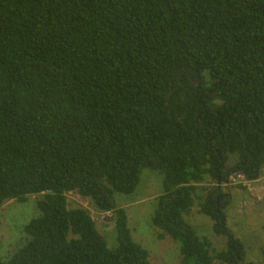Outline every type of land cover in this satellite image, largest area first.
<instances>
[{"label":"trees","instance_id":"obj_1","mask_svg":"<svg viewBox=\"0 0 264 264\" xmlns=\"http://www.w3.org/2000/svg\"><path fill=\"white\" fill-rule=\"evenodd\" d=\"M145 169L181 264H252L221 183L264 170V0H0V209L40 211L0 264H154L117 199ZM70 192L113 214L118 246Z\"/></svg>","mask_w":264,"mask_h":264},{"label":"rangeland","instance_id":"obj_2","mask_svg":"<svg viewBox=\"0 0 264 264\" xmlns=\"http://www.w3.org/2000/svg\"><path fill=\"white\" fill-rule=\"evenodd\" d=\"M221 183L223 190L231 196L227 208L228 224L232 231L247 246L246 261L252 264H264V170L257 181L232 184L229 176ZM205 185L216 186L218 183L207 176ZM162 178L157 171L143 170L142 180L136 193L117 195L120 206L125 207L129 216V226L133 238L150 252L154 264H181L180 245L170 237L160 239L158 230L153 225L156 198L162 192ZM71 204H80L88 208L97 223L98 229L106 237L111 248L118 246L117 232L112 213H99L76 192L68 194ZM39 196L33 195L29 200L9 201L0 209V241L4 256L11 255L17 245L25 239L24 227L31 219L40 214L37 206ZM201 213L195 205L187 220L200 233L213 237L217 249L226 247V239L216 236L210 218ZM214 264L222 263L215 259Z\"/></svg>","mask_w":264,"mask_h":264},{"label":"built area","instance_id":"obj_3","mask_svg":"<svg viewBox=\"0 0 264 264\" xmlns=\"http://www.w3.org/2000/svg\"><path fill=\"white\" fill-rule=\"evenodd\" d=\"M230 182L232 184H239V183H247L248 181L245 179L243 174L240 173H233L229 176Z\"/></svg>","mask_w":264,"mask_h":264},{"label":"crops","instance_id":"obj_4","mask_svg":"<svg viewBox=\"0 0 264 264\" xmlns=\"http://www.w3.org/2000/svg\"><path fill=\"white\" fill-rule=\"evenodd\" d=\"M221 186H222V185H221ZM222 187H223V186H222ZM191 213H192V211H191ZM191 213H190V214H191ZM201 213H202V212H201ZM190 214H189V215H190ZM202 215H203V214H202ZM212 223H213V221L210 220V223H209V224H212ZM212 225H213V224H212ZM193 226H194V225H193Z\"/></svg>","mask_w":264,"mask_h":264}]
</instances>
